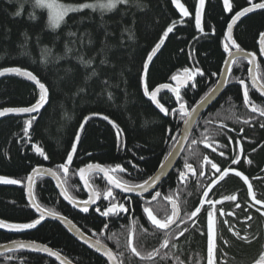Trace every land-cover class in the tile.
<instances>
[{
  "label": "trees",
  "instance_id": "obj_1",
  "mask_svg": "<svg viewBox=\"0 0 264 264\" xmlns=\"http://www.w3.org/2000/svg\"><path fill=\"white\" fill-rule=\"evenodd\" d=\"M63 2L80 4L93 0ZM229 2L233 4L234 11L250 6L248 0ZM260 2L264 0H252V3ZM21 3L22 15L15 16ZM179 3L188 10V16L181 14L173 0H129L128 4H120L111 11L85 9L69 14L65 17L66 23L59 29H52L48 24L47 10L34 8V0H12L11 3L0 0V69L21 67L31 71L49 89L48 105L37 115L29 129L31 140L25 137L23 131L29 117H11L0 121V177L24 181L20 185L0 186V220L26 223L38 218L27 203L26 177L37 166L55 169L57 165L65 163L75 133L87 116H92V119L85 126L86 132L81 134L68 175L64 176L62 170L60 172L66 190L76 201L87 200L78 173L89 163L106 168L120 165L125 169V174L119 179L129 183L143 182L156 174L164 157L175 147L168 130L180 133L183 125L178 116L162 115L144 96L141 80L143 63L163 32L173 27V32L164 38L162 49L150 65L147 79L154 90L162 83L171 84V76L178 72L182 74L184 68L202 69L205 76L196 77V88L182 90V94L186 93L184 99L189 108L196 106L221 77L228 58L223 51L227 43L224 39L226 25L234 14L224 11L223 0H205L202 32L195 23L199 0H179ZM30 13L36 18L30 19ZM261 31H264V10L241 21L235 29L234 39L242 49L255 52L260 57L258 34ZM70 32L75 35L69 36ZM87 61H91V65ZM259 66L258 79L264 76L262 60H259ZM248 69L246 61L233 65L228 88L201 117L191 140H199L203 131L210 127L211 131L207 133L210 141L227 146L226 155L229 156L232 150L228 147L230 143L225 134L229 129L235 132L233 136L230 134V138L235 145L245 144V158L240 159L239 164L228 163V169L246 175L253 184L257 198L264 200V179H259L264 177V171H261L264 169V127H261L264 120L248 112L238 83L239 80L248 83ZM212 73L217 75L213 76ZM249 95L257 106L264 107V102L255 94L250 91ZM37 96L38 90L25 79L8 77L0 81V110L30 106ZM161 97L165 107H178L165 92L160 94L159 99ZM93 113L100 115L93 116ZM104 115L122 130V134L102 119ZM209 119L210 124L206 122ZM219 124L222 126L217 127ZM176 139H179V135ZM36 146L44 150L49 157L47 160L35 152ZM203 152L200 143L193 145L190 142L176 171L184 167L187 161L200 172ZM249 159L251 164L247 163ZM178 176L174 171L160 191L163 198L171 196L179 204L182 219H185L180 227H188V231L175 241L183 264H206L207 213L204 209L209 208L208 198L216 202L212 208L219 264H253L254 258L264 248V216L256 211L259 205L248 207L251 198L247 195V185L234 173L210 189L200 175L198 180L190 183L181 182ZM89 182L95 192L105 196L108 188L102 178L91 175ZM204 191H208V198L203 196ZM34 193L38 204L60 212L87 236L94 238L92 233L97 231L96 236L101 237V233L105 232L107 238L114 239L111 244L115 252L124 251L130 255L125 247L129 234H133L134 243L143 252L159 248L164 239L162 232L148 225L142 212L143 204L138 200L134 201L133 209L134 216L140 219L139 226L128 225L116 231L114 227L124 223V218H112L108 229L104 230L107 223L94 210L84 215L72 210L48 179H38ZM230 195H235L237 199L228 200ZM105 204V200H102L99 207ZM237 204L240 207H236ZM196 207H201V212L187 219ZM153 208L158 217L170 214L162 201L160 206L154 205ZM248 216H252V220H247ZM230 228L241 235L247 232L261 238L249 245L238 240ZM179 231L176 228L173 234L178 235ZM17 240L50 247L72 264H105L55 222H45L36 231L20 236L0 232V246ZM224 241L228 242L227 245ZM164 251L168 250L162 249ZM20 255L28 260L25 264H44V259L35 254ZM8 257L11 256L1 258L0 264H19L14 260L20 257H12L11 260ZM138 259L131 257L127 264H136ZM45 263L54 264L51 261ZM156 264H175V260L157 257Z\"/></svg>",
  "mask_w": 264,
  "mask_h": 264
},
{
  "label": "snow or ice",
  "instance_id": "obj_2",
  "mask_svg": "<svg viewBox=\"0 0 264 264\" xmlns=\"http://www.w3.org/2000/svg\"><path fill=\"white\" fill-rule=\"evenodd\" d=\"M11 3L12 0H9ZM25 2H31V0H25ZM176 7L180 10L183 16H188L189 12L185 8V6L179 3V0H173ZM129 0H93V2H85L80 4H70L65 3L63 0H34L33 7L39 9H45L48 13V24L52 29H59L63 23H66L65 17L68 16L69 13H78L84 9H90L92 11L100 10L103 11H111L116 9L120 4H128ZM205 0H199V8L197 9V14L195 17L196 27L203 32V28L201 27V15L200 10L203 8ZM250 6L242 7L239 11H234L233 4L229 2V0H223L224 11L227 13H234L229 17L230 22H227L226 25V35L224 36L225 43L223 51L227 53L228 59L225 61V64L228 65L224 69V73L222 75L221 81L214 87L204 98H202L196 106L189 108L186 100L184 99V95L182 94V89H187L191 91L195 89L197 86L198 81L196 77H204L205 73L200 68L189 69L184 68L182 74L180 72L176 73L175 75L171 76V80L175 81V86L171 85L170 83H162L157 86L154 90L150 88V84L148 82V75H149V63L153 61V58L156 56L157 51L164 45V38L168 37L169 33L173 32V27H168L166 31L163 32V36L159 39V42L155 44L154 48L151 52L147 55L145 62L142 66V83H143V94L144 96L148 97L150 101L155 104V107L159 110L160 113H163L164 116H178L180 121L182 122L183 129L180 133H174L172 130L169 131V138L172 139L175 143V147L172 148L171 151L167 153L164 157V161L160 163V175L149 177L144 179L143 182L139 183H129L127 180L119 179L115 175L116 173H123L125 169L120 165H116L115 167H102L100 164H92L89 163L86 168H81L79 170L81 179L84 181L86 187L89 186V180L85 179V172L88 170H95L97 174L103 173L104 177H106L109 184H111L114 188H119L124 192L127 193H135L140 196H144L148 194L150 197L149 199L145 200L144 206L142 208L143 214H145L148 221H150L151 225L154 226L156 230H161L164 234V239L161 243L159 248H154L151 251L143 252L141 251L136 244L134 243L133 234H129L126 241V250L127 253L130 255H126L124 251H117L113 252L110 248H108L101 240L90 239L85 235L84 232L81 231L73 222L68 219L66 216L62 215L60 212L54 209H45L42 205L35 202L36 196L34 193V184L37 177L40 176H49L55 179L56 186L60 189V195L64 197L65 200L68 201L69 204H72L73 207H78L79 210L83 213L89 212V205L95 203L97 194L93 192L92 197L90 200H84L81 202H77L76 199L69 195V192L66 190L64 184L61 182V175L60 172L67 174L69 171V165L73 161V155L77 151V144L80 142L81 134L86 132L85 125L88 123L89 120L92 119V116H87L84 118L83 122L79 125V129L75 133V139L71 144L70 151L66 154V162L59 164L56 166L55 169L53 168H43L37 166L32 169L31 174L26 177L27 181V196L29 201L32 204V207L35 208V212L39 213L38 218H34L31 222L26 223H8L4 220H0V229H6L9 231L14 232H22L24 230L35 229L38 225L41 224V221L45 219L46 216L58 220L67 225L70 230H73L79 233V239L83 241L84 244L88 246L90 249H94L95 252L100 253L102 256L107 258V262L109 264H127L128 260L131 257L139 258L136 264L139 262H144V264H156L157 257L161 259L165 258H173L175 260V264H183V262L179 258V249L178 245L175 242L178 239V236H183L185 232L188 231V227L181 228L180 225L185 223V219L180 217V213L176 204L172 201L171 196H165L164 199H167L172 204L171 214L165 213L163 218H158V215L154 212L153 202L156 201L158 198L162 196V192L159 190L158 182L161 180V177L164 175V170L168 167V165L172 164L173 160L176 158V154L182 151V146L184 143L189 139V133L192 132L193 128L198 125L199 122V109L203 107L204 104L207 103L208 100L212 98L213 95L216 94L220 90L221 87L225 86L228 83V74L231 72L232 65H239L244 61H247L249 67L248 75L251 81V88L256 89L261 95H264V76H261L258 79L257 71L259 70V65L257 64V54L252 51H245L237 44L236 40L233 38V29L234 26L237 24V21H240L242 17H246L249 13L255 12L257 9L264 10V2L260 3H252V0H248ZM23 12V4H20L18 10L14 13L15 16H21ZM30 19H35V15L33 13L29 14ZM215 30L213 29V32ZM75 33H69V36H73ZM129 38H132L130 33ZM258 43H259V54L264 56V31L259 32L258 34ZM83 62V61H82ZM87 64L91 65V61H87ZM103 63V61H101ZM6 74H14L19 77H25L27 80L34 82V84L38 87V96L34 103L27 107H8L0 110V117L5 116L9 113L15 114H29V118L26 120L25 127L23 129L25 137L31 140V137L28 135L29 129L32 127L33 122L37 119V115L40 114V111L46 104L49 102V89L46 87V84L42 82L35 74L31 71L22 69L21 67H5L0 69V76H5ZM95 73H93L94 75ZM213 76H216L217 73H212ZM239 84L244 86L243 92V103L246 106H251V111L253 113H258L260 117H264V107L257 106L252 99H250V87L245 85L244 80H239ZM82 90V89H81ZM162 90H167L165 95L171 93L175 97V102L178 107H173L169 109L165 107L164 103L161 101L163 97L158 99V93ZM111 98V97H109ZM37 115H31V114ZM93 116L100 115L99 113H93ZM102 119L107 121L113 127L116 128L117 133L122 134V130L114 124L112 120L109 119L108 116H102ZM248 121L246 120L245 123ZM261 127H264V124H261ZM177 135H179V139H176ZM200 141L197 139H192L191 144L196 145ZM237 143H239L237 141ZM208 144L205 142V147ZM215 151V149H213ZM35 152L38 153L41 157L47 160L49 157L44 152V150L36 146ZM243 152V149H240V152L236 153L232 160V164H239L240 163V155ZM223 155V152L220 153ZM143 159V157H141ZM203 162L206 165H210V169L214 170L210 172L209 179L210 183L208 188L210 189L213 185L217 184L219 181L224 180L229 175V169L224 168L221 169L216 163H213L207 156L203 158ZM248 164H251L252 161L249 159L247 160ZM184 168L186 170H193L192 165L187 163L184 164ZM194 171V170H193ZM234 175L239 177L245 185H247V195L251 198V203L248 204V207H255L259 205L260 207L256 208V211L260 213L261 216H264V200L258 199L256 193L253 190V184L249 181V178L244 175L241 171H237L232 169ZM261 171H264L262 169ZM218 174V175H217ZM200 176L204 175V171L201 170L199 172ZM186 176L185 171H181L179 173V178L181 182L184 181ZM259 179H264V177H259ZM0 183L3 184H11V185H20L23 184L24 181L19 179H8L4 177H0ZM208 191H204L203 196L208 198ZM112 197V200H115L113 196V192L109 189L105 194V199ZM228 200L235 201L237 197L235 195H230L227 197ZM209 204V208L204 209L207 213V255H206V264H219L216 259V238L214 237V224L215 221L213 219V208L212 206L215 201L208 198L207 200ZM203 203V202H202ZM202 206V205H201ZM236 207H240L239 204ZM96 211L100 212L99 207L95 209ZM129 209L125 207L123 203L117 205L114 202H110V206L100 214L105 217H110L111 215H119L120 213H127ZM201 212V207H196L194 211L188 214L187 219H191L192 217H196L198 213ZM247 220H252V216H248ZM227 223V222H226ZM175 225L176 228L180 229L178 235L173 234L172 226ZM251 227V225H249ZM104 228H108V224L104 225ZM233 235L240 241L251 245L254 241H257L261 237L256 234H249L245 232L244 235L237 230H232ZM146 231V230H145ZM93 236H96L97 233L93 232ZM111 239V237H108ZM227 241H224V244L227 245ZM118 249H119V242H117ZM13 249H28L35 252H42L46 253L49 257H55L56 260L61 261V264H67L66 260H61V255L59 252L54 251L52 248L47 246L37 247L34 242H13L12 247L9 251ZM162 249H167L168 251L162 252ZM176 250V251H173ZM226 255V254H225ZM9 260L12 257H8ZM21 264H24V261H21ZM253 264H264V248L258 253L257 257L254 258Z\"/></svg>",
  "mask_w": 264,
  "mask_h": 264
},
{
  "label": "flooded vegetation",
  "instance_id": "obj_3",
  "mask_svg": "<svg viewBox=\"0 0 264 264\" xmlns=\"http://www.w3.org/2000/svg\"><path fill=\"white\" fill-rule=\"evenodd\" d=\"M259 58V60H261L260 59V57H258ZM258 65H259V63H258ZM246 85H248L249 87H250V81L248 80V83H245ZM228 85H229V83H228ZM241 87V86H240ZM242 88V87H241ZM250 91H251V93L252 94H255L261 101H263L264 102V100L262 99V98H260L258 95H257V93L250 87ZM242 92H243V89H242ZM245 107H246V109L248 110V112L250 113V114H252V115H254V116H256V117H258V118H261L262 120H264V117H260L259 116V114L258 113H256V114H253V113H251L250 111H249V109H248V107L245 105ZM250 108H251V106H249ZM201 119V118H200ZM199 119V120H200ZM211 121V119H209L208 121H206L208 124H210L209 122ZM222 126V124H219V125H217V127H221ZM227 128V127H226ZM204 131H206V133L204 132ZM203 131V133H202V136H201V138L199 139V143H200V146H201V148L204 150V152H203V158L205 157V156H207L208 157V159H210L213 163H216L221 169H224L225 167H229L228 166V163H230L231 162V160H232V158H233V156L236 154V153H238V152H240V149L242 148L243 149V152L241 153V155H240V159H243V158H245V144H234V142H233V140H231V138H230V134L233 136V135H235V132H232V130L231 129H229V131H227L226 132V134H225V138H227L228 139V142L230 143V146H228L229 147V149L231 148V150H232V153L228 156V155H226V152H228V148H227V146H222V144L221 143H217V144H215V142H212V141H210V139H211V137L210 136H208L207 135V133L209 132V131H211V129H210V127H207L205 130ZM192 135V134H191ZM190 142H191V137H190V140H189V143H188V145L190 144ZM205 142H207V144H208V146L207 147H205ZM198 143V144H199ZM187 145V146H188ZM187 148V147H186ZM213 149H215V151L213 150ZM186 150V149H185ZM185 152V151H184ZM221 152H223V155H221L220 153ZM184 154V153H183ZM183 156V155H182ZM182 158V157H181ZM179 162H181V159H180V161ZM179 162H178V164H177V166L175 167V169L172 171V173L175 171V174L177 175V174H179L181 171H185V173H186V176H185V179H184V181L183 182H186V183H190V182H193L194 180L196 181V180H198V178H199V172H198V170L192 165V168H193V170H186L184 167H182V168H178V170L176 171V169H177V167H178V165H179ZM201 167H202V170L204 171V175L203 176H200L201 177V179L203 180V181H205V183H206V185L207 184H209L210 183V179H209V174H210V172H212V171H214V170H211L210 169V165H206V164H204V162H203V159H202V164H201ZM171 173V174H172ZM233 173V171H229V175L230 174H232ZM125 174V172L124 173H117V174H113V175H115L116 177H122L123 175ZM170 174V175H171ZM169 175V176H170ZM218 175V174H217ZM228 175V176H229ZM90 177V176H89ZM179 177V176H178ZM227 178V177H226ZM225 178V179H226ZM168 179V178H167ZM166 179V180H167ZM165 180V181H166ZM179 180H180V178H179ZM164 181V182H165ZM181 181V180H180ZM105 182V181H104ZM163 182V183H164ZM220 182H223V181H219L218 183H220ZM162 183V184H163ZM185 183V184H186ZM217 183V184H218ZM162 184L159 186V190L161 189V186H162ZM216 184V185H217ZM107 185V184H106ZM107 188H108V190L110 189L109 187H108V185H107ZM97 193V192H96ZM99 194V193H98ZM100 196H101V194H99ZM115 195H117V196H115ZM113 196L115 197V200L113 201L112 200V197H109L108 199H105L104 197H102L101 196V198H100V200H99V202H98V204H97V206L96 207H94V208H92L91 210H89V212L88 213H90L92 210H94V212H95V214L96 215H98L101 219H103L107 224H110V220L112 219V218H117V217H122V219L124 218V223H118L117 225H116V227H114L115 229H116V231H118V229H122V228H127L128 227V225H131V226H135L136 228L139 226V220L140 219H137L135 216H134V209H133V207H134V201L135 200H138L139 202H141L142 204H143V206H144V203H145V200L146 199H149L150 197L147 195V196H143V197H139V198H135V197H127L125 194L124 195H122V194H119V193H117V192H113ZM87 200H88V197H87ZM102 200H105V205H103V206H101V207H99V203L102 201ZM161 201L168 207V211L170 212V214H171V210H170V205H169V201L167 200V199H164L162 196L160 197V198H158L156 201H154L153 202V206L154 205H158V206H160L161 205ZM173 202H176L175 200H172ZM110 202H114V203H116L117 205H119V204H121V203H123L124 205H125V207L126 208H128L129 209V212H127V213H120L119 215H111L110 217H105V216H102L100 213L101 212H103V211H105L106 209H107V207H109L110 206ZM177 203V202H176ZM178 204V203H177ZM179 205V204H178ZM97 207H99V209H100V212H98V211H96L95 209L97 208ZM180 207V206H179ZM180 211H181V209H180ZM155 212V211H154ZM79 213V212H78ZM88 213H85V214H88ZM131 213V214H130ZM82 214V213H81ZM84 215V214H83ZM144 216H145V214H143ZM158 218H163V217H158ZM181 218H182V213H181ZM145 219H146V222L148 223V225L150 226V227H152L153 229H155L152 225H151V223H150V221H148L147 220V218H146V216H145ZM108 229V228H107ZM107 229H105L104 228V230H107ZM174 229H176V226L175 227H173L172 228V230H174ZM156 230V229H155ZM157 231H159V232H162V231H160V230H157ZM95 233H99V232H97V231H94ZM163 233V232H162ZM93 240H96V239H99V240H101V242L102 243H104L108 248H110L111 250H113V246H112V244H111V242L113 243L114 242V239H109V238H107L106 237V235H105V232H102L101 233V237H95L94 236V238H92ZM15 242H30V241H20V240H17V241H15ZM13 243V242H12ZM113 252L115 253V251L113 250ZM21 253H25V252H21ZM31 254H33V253H31ZM36 255V254H35ZM96 255V254H95ZM7 256H11V257H14V258H16V257H20V259H15L14 261H16V263H19V264H21V261H24V264L25 263H28V260L26 259V257H23V256H21L20 255V253H12V254H8V255H5V256H3V257H7ZM38 257H41V258H43L44 259V264H47V263H45V262H47V261H51V262H53L52 260H50V259H48V258H45V257H43V256H40V255H37ZM97 257H99L98 255H96ZM3 257H1V258H3ZM23 257V258H22ZM0 258V259H1ZM100 258V257H99ZM101 260H103L102 258H101ZM104 261V263L105 264H108V262H106L105 260H103ZM54 264H56L55 262H54Z\"/></svg>",
  "mask_w": 264,
  "mask_h": 264
},
{
  "label": "water",
  "instance_id": "obj_4",
  "mask_svg": "<svg viewBox=\"0 0 264 264\" xmlns=\"http://www.w3.org/2000/svg\"><path fill=\"white\" fill-rule=\"evenodd\" d=\"M203 7H204V6H203ZM258 11H261V10H260V9H257L255 12H253V13H249L246 17H242L240 21H237V24L234 26V29H233V38H234V32H235V29H236L237 25H238L241 21H243L245 18H247L248 16H250V15H252V14L258 12ZM202 13H203V8L200 10L201 18H202ZM226 42H227V41H226ZM227 43H228V42H227ZM162 47H163V45H162L161 48L157 51L156 56L158 55V53L160 52V50L162 49ZM156 56H155V57H156ZM155 57L153 58V60L155 59ZM227 59H228V58H227ZM260 59L264 62V56H261V55H260ZM152 62H153V61H152ZM152 62L149 63V67H150V65L152 64ZM246 62H247V61H246ZM258 63H259V58L257 57V64H258ZM226 67H228V65L225 64L224 67H223L222 74H221V77H220L218 83L221 81V79H222V75H223V73H224V69H225ZM232 67H233V65L231 66V69H232ZM249 67H251V66L249 65ZM230 73H231V72H230ZM230 73L228 74V82H229ZM257 76H258V75H257ZM8 77H19V76H16V75H14V74H6L5 76H0V81L3 80V79H5V78H8ZM19 78L25 79L27 82H29L31 85H33V86L39 91L38 87L34 84V82L27 80L25 77H19ZM249 81H250V78H249ZM218 83H217V84H218ZM175 84H176L175 81H173V82L171 83V85H173V86H175ZM245 85H246V84H245ZM250 85H251V81H250ZM216 86H217V85H216ZM216 86H215V87H216ZM240 86L242 87L243 92H244V86H242L241 84H240ZM227 88H228V83H227L225 86L221 87L220 90H219L218 92H216V94L213 95L212 98H211L210 100H208L207 103L204 104L203 107H201V108L199 109V119H200V118H201L206 112H208V111L214 106V104H216V103L218 102V100L221 98V96L223 95V93L225 92V90H226ZM252 89L257 93V95H258L260 98H262V99L264 100V95H261L256 89H254V88H252ZM182 90H184V89H182ZM162 92H165V93H166L167 90H162L160 93H158V99H159V96H160V94H161ZM168 95H170V96L175 100V97H174L171 93H168ZM151 102H152V101H151ZM152 104H153V106L155 107V104H154L153 102H152ZM47 105H48V104H46V105L44 106V108L41 109L40 113H42V111L47 107ZM247 107H248L249 111H250L251 113H253V112L251 111V108H250L249 106H247ZM155 109L158 110L156 107H155ZM158 111H159V110H158ZM161 114L163 115V113H161ZM253 114H256V113H253ZM31 115H37V114L33 113V114H31ZM11 117H29V114H19V115H18V114H15V113H9V114H6V115L3 116V117H0V121H2V120H4V119L11 118ZM85 126H86V125H85ZM182 129H183V126H182ZM193 130H194V128H193ZM193 130H192V132H193ZM181 132H182V130H181ZM192 132L189 133V139H188V140L184 143V145L182 146V151L176 154V158L173 160L172 164L168 165V167L164 170V175L161 177V180L158 182V186H160V185H161V184H162V183H163V182L169 177V175L172 173V171H173V170L175 169V167L177 166L178 162L180 161V159H181V157H182V155H183V153H184V151H185V149H186V147H187V145H188V143H189V140H190V137H191ZM175 146H176V145H175ZM37 154H38V153H37ZM75 155H76V153L73 155V161H74ZM73 161H72V163H73ZM72 163H71L70 165H72ZM116 174H117V173H116ZM63 175H64V176H67L68 173H67V174H64V173H63ZM84 175H85V179H88V180H89V176H91V175H97L98 177L102 178V179L105 181V183L108 185V187L112 190V192H117V193L122 194V195L125 194L127 197H135V198L143 197V196L137 195V194H135V193H127V192H124V191H122V190L119 189V188H114L111 184L108 183V181H107L106 177H104V174H103V173H99V174H97V173L95 172V170H88V171L85 172ZM158 175H160V169H158V171L156 172V174H155L154 176H158ZM40 178H45V179L50 180V181L54 184V186H55L56 190L58 191V193H60V189L56 186V181H55V179H53L52 177H49V176H40V177H37V178H36V181H37L38 179H40ZM78 179H79V181H80V184H81V186H82L84 192L86 193V195H87V197H88V200H90L91 197H92L93 192H95L94 189L92 188L90 182H89V186H88V187L85 186L84 181L81 179L80 173H78ZM36 181H35V183H36ZM61 182H62V180H61ZM62 184H63V182H62ZM1 185H3V183H0V186H1ZM34 187H35V184H34ZM25 193H26V198H27V203H28V205H29V206L31 207V209L35 212V208L32 207V204H31V202L29 201V198H28V196H27V182H26V187H25ZM95 193H96V192H95ZM96 194H97L96 201H95V203H92V204L89 205V210H91L92 208L96 207L97 204H98V202H99V200H100V198H101V196H100L98 193H96ZM59 195H60V194H59ZM147 195H148V194H145L144 196H147ZM60 197H61V199H62V200H63V201H64V202H65V203H66V204L72 209V210H74V211H76V212H79V213H82V214H85V213L81 212V211L79 210L78 207H73L72 204H69L68 201L65 200L64 197H63L62 195H60ZM35 202H36V200H35ZM77 202H78V201H77ZM36 203H37V202H36ZM174 203L176 204V206H177V208H178V211H179V213H180V217H181L180 207H179V205H178L176 202H174ZM169 205H170V210H171V209H172V204L169 203ZM35 213H36V212H35ZM36 214L39 216V213H36ZM48 221H49V222H55V223L60 224V225H61V226H62V227H63V228H64V229H65V230H66V231L72 236V238H73L75 241H77L80 245H82L83 247H85L86 249H88L89 251H91L92 253L98 255L100 258H102L103 260H105V261L107 262V258H106V257L102 256L100 253L95 252L94 249H90V248H88V246H87L86 244H84L83 241H81V240L79 239V233H77V232H75V231H73V230H70V229L67 227L66 224H64V223H62V222H60V221H58V220H54V219H52V218H50V217H48V216H46L45 219H44L43 221H41V224L38 225L37 228H35V229L24 230V231H22V232H14V231L6 230V229H0V232L5 233V234H9V235H14V236L25 235V234L32 233V232L36 231L40 226H42L45 222H48ZM153 227H154V226H153ZM173 227H175V225H173L172 228H173ZM160 231H161V230H160ZM85 235H86V234H85ZM86 236H87V235H86ZM87 237H89V236H87ZM89 238L92 239L91 237H89ZM35 245H36L37 247H42V245H38V244H35ZM11 247H12V244L3 245L2 247H0V258L3 257V256H5V255L12 254V253L26 252V253H33V254H36V255L43 256V257H45V258H48V259L52 260V261L55 262L56 264H61V261L56 260L55 257H49V256H47L46 253L35 252V251H32V250H28V249H13L12 251H9V249H10ZM61 260H66V259H65L63 256H61ZM66 261H67V264H72L70 261H68V260H66ZM108 264H109V262H108Z\"/></svg>",
  "mask_w": 264,
  "mask_h": 264
},
{
  "label": "bare ground",
  "instance_id": "obj_5",
  "mask_svg": "<svg viewBox=\"0 0 264 264\" xmlns=\"http://www.w3.org/2000/svg\"><path fill=\"white\" fill-rule=\"evenodd\" d=\"M192 136V135H191ZM25 243H29V242H25ZM8 244H13V243H8ZM8 244H5V245H8ZM3 246V245H2ZM2 246H0V247H2ZM26 253V252H25Z\"/></svg>",
  "mask_w": 264,
  "mask_h": 264
},
{
  "label": "rangeland",
  "instance_id": "obj_6",
  "mask_svg": "<svg viewBox=\"0 0 264 264\" xmlns=\"http://www.w3.org/2000/svg\"><path fill=\"white\" fill-rule=\"evenodd\" d=\"M84 10H85V9H84ZM82 11H83V10H82ZM69 14H72V13H69ZM69 14H68V15H69ZM214 237H215V234H214Z\"/></svg>",
  "mask_w": 264,
  "mask_h": 264
}]
</instances>
